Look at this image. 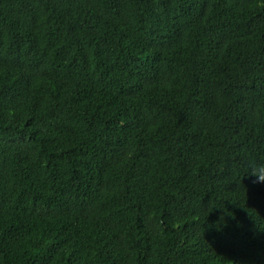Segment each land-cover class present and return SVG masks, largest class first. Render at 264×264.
<instances>
[{"label": "trees", "instance_id": "1", "mask_svg": "<svg viewBox=\"0 0 264 264\" xmlns=\"http://www.w3.org/2000/svg\"><path fill=\"white\" fill-rule=\"evenodd\" d=\"M264 0H0V264H264Z\"/></svg>", "mask_w": 264, "mask_h": 264}, {"label": "clouds", "instance_id": "2", "mask_svg": "<svg viewBox=\"0 0 264 264\" xmlns=\"http://www.w3.org/2000/svg\"><path fill=\"white\" fill-rule=\"evenodd\" d=\"M254 177L253 183L264 184V163L250 165V171L247 175Z\"/></svg>", "mask_w": 264, "mask_h": 264}]
</instances>
